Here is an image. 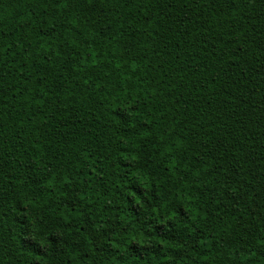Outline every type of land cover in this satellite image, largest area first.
Listing matches in <instances>:
<instances>
[{
    "label": "trees",
    "instance_id": "1",
    "mask_svg": "<svg viewBox=\"0 0 264 264\" xmlns=\"http://www.w3.org/2000/svg\"><path fill=\"white\" fill-rule=\"evenodd\" d=\"M0 264H264V0H0Z\"/></svg>",
    "mask_w": 264,
    "mask_h": 264
}]
</instances>
